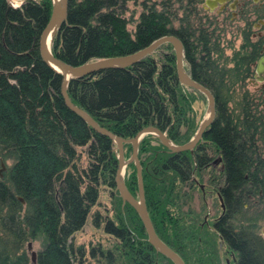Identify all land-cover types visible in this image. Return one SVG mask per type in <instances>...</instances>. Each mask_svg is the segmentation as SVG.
I'll return each mask as SVG.
<instances>
[{"label": "trees", "instance_id": "16d2710c", "mask_svg": "<svg viewBox=\"0 0 264 264\" xmlns=\"http://www.w3.org/2000/svg\"><path fill=\"white\" fill-rule=\"evenodd\" d=\"M123 1L67 0L66 17L52 37L51 53L69 64H80L132 52L164 35L176 36L190 76L214 99L215 115L195 143L202 147L209 141L223 151L222 191L228 213L214 228L235 251V264H264V239L256 230L262 214L243 208L256 184L263 189L259 174L264 163H256V117L249 100H241L245 94L231 100L232 86L236 82L242 86L253 56L245 52L239 56L235 50L228 58L230 67L209 60L210 52L220 58L218 43L207 39L201 29L200 34H192L186 24L176 32L171 25L174 13L166 1L161 9L145 6L128 29ZM50 12L51 0H23L18 6L0 0V161L10 160L0 171V264H28L24 248L35 238L41 243L36 264H72L80 249L75 248L72 234L84 224L100 187L109 189L112 204V218L103 221V228L120 242L112 252L101 251L104 264H173L147 241L137 213L118 195L114 143L64 104L60 74L39 54L38 36ZM184 86L176 77L171 45L162 43L124 67L71 77L66 91L72 103L124 139L153 125L181 144L196 128L190 116L194 97ZM77 147H84L85 167L77 164ZM123 147L131 150L130 142ZM127 152L123 150L124 158ZM137 156L154 231L184 264H204L214 238L206 237L204 224L187 222L184 214L173 210L179 197L186 199L193 189L188 183L193 160L189 150L169 151L156 135L146 133L138 141ZM125 167L123 182L135 196L134 164L128 161ZM181 186L186 192L179 190ZM92 223L97 226L99 221L94 217ZM215 261L207 259L208 264H218Z\"/></svg>", "mask_w": 264, "mask_h": 264}, {"label": "flooded vegetation", "instance_id": "af4514ba", "mask_svg": "<svg viewBox=\"0 0 264 264\" xmlns=\"http://www.w3.org/2000/svg\"><path fill=\"white\" fill-rule=\"evenodd\" d=\"M173 3L175 7L173 21L176 32L180 31V25L186 24L192 34H200L201 29L207 39L213 41L222 40L221 36L229 33L232 35L230 38L239 42L235 49L239 52V56L243 52L253 56L248 62L249 73L242 82V85L248 84L250 91L241 100H249L251 111L256 117L257 128L254 135L256 163L257 165L260 161L264 163V0H174ZM208 57L209 60L220 65L219 59L217 56L213 57L212 52ZM229 57L225 58V61L231 63ZM223 66L230 67L231 64L230 66L223 64ZM187 72L190 75L189 70ZM200 151L203 153L200 154ZM189 156L193 160L188 183L191 186L190 189L193 187L197 190L196 200L192 199V193L187 196L190 200L192 199L189 201L191 209L194 216H202V219L197 222L198 225L204 224L205 227L210 225L209 228L216 233L215 223L228 213L227 201L222 191L223 151L221 147L207 141L202 147L194 145L189 150ZM261 172L259 176L263 189L258 188L256 184L252 194L247 195L250 202L243 206L247 207L246 209L251 214H262L261 219H264V201H260L264 200V197L259 198L262 195L261 191H264V168ZM256 230L257 234L264 239V227L260 230L258 224ZM216 235L218 242L217 244L215 241L211 243L212 253L208 259L212 258L218 264H235V251L228 247L219 234L216 233ZM222 246L224 247L223 253L221 252Z\"/></svg>", "mask_w": 264, "mask_h": 264}, {"label": "water", "instance_id": "95a60500", "mask_svg": "<svg viewBox=\"0 0 264 264\" xmlns=\"http://www.w3.org/2000/svg\"><path fill=\"white\" fill-rule=\"evenodd\" d=\"M67 11V0H60L59 5H55L51 0V12L47 22L39 33L38 36V50L39 54L44 62H46L51 68L60 74V86L59 92L62 97L64 104L75 112L86 124L91 126L97 132L105 134L114 143L116 148V168L114 171V185L123 202H127L137 213L141 220L142 226L145 230L147 241L159 252L168 257L173 264H184L180 255L171 249L166 243H164L154 231L148 212L144 203L141 169L140 163L137 156V145L139 139L146 133H152L157 136L160 142L172 152H178L181 150H191L195 145L196 141L202 136L203 131L211 123L214 115V99L211 92L202 84L194 80L188 72H185L182 68V45L179 39L174 35H164L153 41H151L145 47H141L132 52L118 55L108 56L102 58H96L93 60L85 61L80 64H69L62 61L51 53L50 44L52 37L54 36L61 23L65 20ZM162 43H169L173 49L174 61H175V72L177 80L187 86L195 88L203 93L207 99L208 104V115L202 119L198 124L193 135L181 144L173 143L166 134L159 128L153 125H146L141 127L136 133L128 138L124 139L121 136L113 133L107 128L99 125L84 109L72 103L68 97L66 86L71 77L81 76L83 74L91 73L94 71L113 68V67H124L139 59L140 57L150 54L155 47H158ZM261 60V59H260ZM55 67H54V66ZM130 142L131 151L127 159L124 158L123 154V143ZM128 161H132L135 167V175L137 181V195H132L126 188L123 180L120 176L123 175L124 167ZM0 167L3 169V163L0 162ZM31 241L26 243V249H30ZM30 261L32 264L35 262V253L30 251Z\"/></svg>", "mask_w": 264, "mask_h": 264}, {"label": "rangeland", "instance_id": "374dc122", "mask_svg": "<svg viewBox=\"0 0 264 264\" xmlns=\"http://www.w3.org/2000/svg\"><path fill=\"white\" fill-rule=\"evenodd\" d=\"M22 1L23 0H7L9 5L11 6H18ZM162 1H166L168 2V4ZM173 1L174 0H124L123 1V9H124L123 15L125 19L127 20V25H126L127 28L132 29L137 19L138 14L145 8V6L153 5L156 9H161L162 4H166V6L173 13H175V7H174ZM171 25L175 27V22L173 21V19L171 20ZM231 36L232 35H229L228 33V34L221 36L222 40L215 41L218 43V47L221 52L220 58H218L220 65L224 64L226 66H230L231 63L227 62V60L225 61V58L231 56L232 51L235 50L239 45L238 41H235L232 38H230ZM160 49L164 51L167 50V48L165 47H161ZM212 56L215 57L219 55L212 53ZM182 68L185 72L188 71L187 63L183 58H182ZM247 86L248 84L246 85L245 83L242 86H240L238 82L234 83L232 86L233 90L231 92V96H232L231 100H239L242 97V95L244 94L246 95L247 92L250 91V88ZM183 89H185L188 93H191L194 97V99L190 103V108H191L190 116H192L194 123L196 125V128H197L200 121L206 118L208 115L209 111H208L207 99L203 93H201L199 90L193 89L190 86H184ZM229 103H228L229 106L234 105L233 102H229ZM150 143H155V140L151 139ZM123 149L124 151L126 150L128 151L127 152L128 155L125 156V159H127L130 155L131 150L126 149V147H123ZM77 150L79 151L77 164L79 165V167H85L86 157L83 152L84 147H77ZM0 162L3 163L4 167L10 164L9 159L5 161H0ZM0 171H2L1 167H0ZM127 172L128 170H126V167H124V171L122 175L123 179L126 176ZM179 190L181 192L182 190L185 191V186L179 187ZM190 193H192L191 195L192 199H194L195 196H197V190L194 188L191 190ZM109 194H110L109 189L105 187H100L97 200L95 204H93L89 208L84 224L82 225L80 229L76 230L72 234L71 240L73 241L75 248L76 247L80 248L79 253L72 260V264H104L105 260L103 259V256L101 255V251L110 250L112 252V248L114 247V245H117V247L120 246L119 240L113 234L106 232L105 229L103 228V225H104L103 221H105L106 219L112 218V204H111ZM191 200H190V197L189 198L186 197V199H183V200L182 198L179 197V199L175 202V206H173L174 207L173 210L178 212L179 216L184 214L183 218H186L187 222L189 221V219L190 221L198 222L200 219H202V216H194V214L192 213L193 210L191 209L190 202L188 203V201H191ZM243 208H247V207L243 206ZM94 217L96 218V220L99 221V224L97 226L93 225L92 223V219ZM258 224H259V229L262 230L264 227V219H260L258 221ZM209 227H206L207 228L206 237L207 235L212 236L215 240V244H217L218 242L217 235ZM206 237L205 236L202 237V241H203L201 243L202 248H204V244L205 246H207L206 241H205L207 240ZM40 248H41V243H40V240L37 238L31 240L30 249L24 248L26 258L28 260V264H32L30 261V251H33L36 256V253ZM91 250H93V254L90 253ZM223 251H224V247L222 246L221 252L223 253ZM114 253L116 254V251H114ZM207 259H208V256L204 255V264H208ZM189 264H192V263L190 262Z\"/></svg>", "mask_w": 264, "mask_h": 264}, {"label": "bare ground", "instance_id": "6f19581e", "mask_svg": "<svg viewBox=\"0 0 264 264\" xmlns=\"http://www.w3.org/2000/svg\"><path fill=\"white\" fill-rule=\"evenodd\" d=\"M53 3H54L55 5H59L60 0H53ZM53 66H54V65H53ZM54 67H55V66H54ZM120 179L123 180V176H122V175L120 176Z\"/></svg>", "mask_w": 264, "mask_h": 264}]
</instances>
